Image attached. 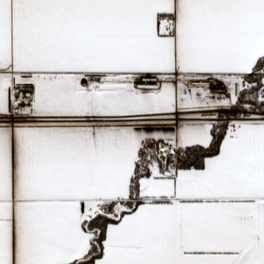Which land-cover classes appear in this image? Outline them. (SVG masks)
I'll list each match as a JSON object with an SVG mask.
<instances>
[{
  "label": "snow or ice",
  "instance_id": "snow-or-ice-1",
  "mask_svg": "<svg viewBox=\"0 0 264 264\" xmlns=\"http://www.w3.org/2000/svg\"><path fill=\"white\" fill-rule=\"evenodd\" d=\"M0 264H264V0H0Z\"/></svg>",
  "mask_w": 264,
  "mask_h": 264
}]
</instances>
